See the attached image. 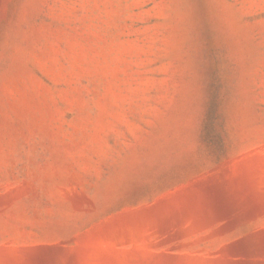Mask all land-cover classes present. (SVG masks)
Returning a JSON list of instances; mask_svg holds the SVG:
<instances>
[{"label":"rangeland","instance_id":"374dc122","mask_svg":"<svg viewBox=\"0 0 264 264\" xmlns=\"http://www.w3.org/2000/svg\"><path fill=\"white\" fill-rule=\"evenodd\" d=\"M259 231L264 0H0V264H264L228 249Z\"/></svg>","mask_w":264,"mask_h":264},{"label":"water","instance_id":"95a60500","mask_svg":"<svg viewBox=\"0 0 264 264\" xmlns=\"http://www.w3.org/2000/svg\"><path fill=\"white\" fill-rule=\"evenodd\" d=\"M209 185H210V189L215 191L216 193H219L220 195H224V196L227 194L221 185L217 183H209ZM257 244L264 245V231H259L252 235L242 237L237 241H235L234 243H232L228 247V249L230 253L242 254L244 256H248L249 254H251V251L254 248H256Z\"/></svg>","mask_w":264,"mask_h":264}]
</instances>
